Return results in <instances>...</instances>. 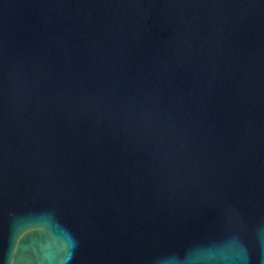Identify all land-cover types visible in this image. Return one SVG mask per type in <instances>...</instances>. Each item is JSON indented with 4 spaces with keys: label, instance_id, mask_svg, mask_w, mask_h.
Listing matches in <instances>:
<instances>
[{
    "label": "water",
    "instance_id": "obj_1",
    "mask_svg": "<svg viewBox=\"0 0 264 264\" xmlns=\"http://www.w3.org/2000/svg\"><path fill=\"white\" fill-rule=\"evenodd\" d=\"M0 264H264V0H0Z\"/></svg>",
    "mask_w": 264,
    "mask_h": 264
}]
</instances>
